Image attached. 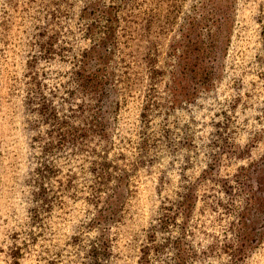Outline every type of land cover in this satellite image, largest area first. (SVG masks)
I'll use <instances>...</instances> for the list:
<instances>
[{
    "label": "rangeland",
    "instance_id": "1",
    "mask_svg": "<svg viewBox=\"0 0 264 264\" xmlns=\"http://www.w3.org/2000/svg\"><path fill=\"white\" fill-rule=\"evenodd\" d=\"M0 264H264V0H0Z\"/></svg>",
    "mask_w": 264,
    "mask_h": 264
},
{
    "label": "trees",
    "instance_id": "2",
    "mask_svg": "<svg viewBox=\"0 0 264 264\" xmlns=\"http://www.w3.org/2000/svg\"><path fill=\"white\" fill-rule=\"evenodd\" d=\"M77 74L79 75V77H80V74H81V72H77ZM86 76V78H87V80H92L94 77H95V75L93 74V72L92 71H89L88 73H87V75H85ZM82 78H83V74H82Z\"/></svg>",
    "mask_w": 264,
    "mask_h": 264
}]
</instances>
